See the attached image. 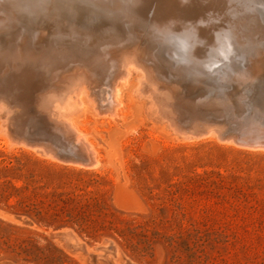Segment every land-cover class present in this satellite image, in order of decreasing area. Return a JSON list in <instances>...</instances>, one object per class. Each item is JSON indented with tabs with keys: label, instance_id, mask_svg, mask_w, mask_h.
<instances>
[{
	"label": "rangeland",
	"instance_id": "374dc122",
	"mask_svg": "<svg viewBox=\"0 0 264 264\" xmlns=\"http://www.w3.org/2000/svg\"><path fill=\"white\" fill-rule=\"evenodd\" d=\"M44 1L43 12L26 11L15 19L17 32L6 41V53L0 56V69L3 61L11 63L8 75L0 76L3 86L21 83L23 73L48 84L39 61L53 48L63 54V44L70 46L67 52L76 49L80 53L85 48L91 54L101 45L111 50L115 44L137 40L165 59H173L169 53H174L173 60L186 65L181 72L188 79L204 65H246L264 58V0ZM43 18L49 37L46 34L38 40L35 26L44 25ZM54 40L59 43L54 45ZM257 48L260 59L255 58ZM23 57L26 63L19 65ZM135 81L137 75L132 74L121 86L123 105L113 118L97 113L87 95L81 104L64 110L66 116L58 114L72 119L87 135L98 158L95 166H81L75 163L80 160L62 157L46 144L16 137L15 120L29 113H23L9 97V107L16 110L0 116V150L13 155L28 152L45 159L46 165L93 172L95 182L89 188L104 192L114 207L139 214L137 221L146 222L149 236L151 231L159 233L152 239V255L135 254L110 237L94 240L69 229H45L1 212L0 218L24 226L40 239H51L70 256L72 264H264V149L236 146L215 132L190 133L191 138L174 133L150 108L148 98L135 96L131 89ZM185 87L182 99L187 98L184 103L191 108L189 86ZM33 102L40 104L42 99L36 97ZM187 124L189 134L195 123ZM168 189L175 190L174 199L182 211L175 210L167 198ZM139 238L133 236L132 242L136 244ZM0 264L19 263L0 259Z\"/></svg>",
	"mask_w": 264,
	"mask_h": 264
},
{
	"label": "bare ground",
	"instance_id": "6f19581e",
	"mask_svg": "<svg viewBox=\"0 0 264 264\" xmlns=\"http://www.w3.org/2000/svg\"><path fill=\"white\" fill-rule=\"evenodd\" d=\"M45 3L46 2L44 0H0V56H3L6 53V51L4 50L6 41L9 38H12L13 34L17 32L16 29L18 25H15V21L19 17H22L21 14L26 11L28 14L30 12H34L35 14L43 12L42 6ZM43 19L45 20L44 25L40 27L38 24H36L37 26H35V28H38L39 31L35 32V30L32 28L34 30L32 32L36 33V36H34L35 38H38V40H40V36L46 34L49 37L47 31H50V29H45L46 23L48 22L45 18ZM238 21L239 20L237 19V23ZM241 22L243 23V21ZM19 24L21 23L19 22ZM27 27L24 28L27 29ZM130 29H132V27ZM137 31L138 30H136V32ZM27 34L28 33L25 32V35ZM135 34H132V36H137V33ZM25 35H23V37ZM122 35L123 34H121V36ZM56 43L58 44L59 41L57 40V42L55 41V44H52L56 45ZM24 45H22L21 48ZM115 45L111 50L106 46L101 45L96 51H93L91 54L90 51H85V48L80 53L74 52V50L76 49H72L73 52H67L70 46H67L65 44H63L62 49H60V51H63V54L55 51L54 48L51 49L50 47L51 50H49L48 47H46L49 51H44L45 53L43 55L46 56L39 62L41 65V69L44 71L46 70V78L48 79L49 83L46 84L45 82H42L37 78H35L36 80H30L29 75H27L26 73L22 74L20 78L21 83L15 84L14 86H3L2 83H0V116H7V114L9 115L13 110H16L14 108L12 110L9 107L8 102L6 101L7 97H9V100L11 99L13 102H17V105H19L22 112H26V114L30 111L31 106L36 111H43V109L46 108V120L54 125L61 126V128H63L69 134L70 138L73 140L72 143L75 145V147H77L81 151L80 155L85 161H80L81 163H75L80 164L81 166H88L89 164L94 165L98 163V158L91 145V142L86 137L87 135L76 124H74L72 119H70L69 117L59 118V113L64 114V110L68 109L76 102L81 104L83 98L82 96L87 95L91 105L94 107L97 113L113 118L117 115L118 111L122 109L121 107L123 105V102L121 97V86L129 80V77L132 74H136L137 81H135L133 87H131V89H133V91L135 92V96L148 98L147 103L150 104V108H154V111L160 114V118L165 121L166 126L169 127L174 133H181L184 135H190V133H193L192 135L194 136H200L203 134L208 135V133L210 132H215L217 134V132L215 131L216 127L207 126L206 129L203 130L198 127V123L192 125V129L190 128L191 130H188L189 134L185 130L187 128V122H189V117L191 115V108L186 105L187 103H184V100H186L187 98L184 100L182 99V96H184L183 93L185 92V89L183 88L185 86L183 85L184 83L187 84L186 87L189 86V88H187L186 91H189L190 79H188V77H186V75L181 72V70L186 67L183 61L179 58H177L179 59L177 61L173 60L176 56L174 53H169L173 55V59H170L169 57L165 59L166 56L149 51L145 46L140 45L137 40H132L125 43L123 42L121 44ZM19 47L20 46L16 48L19 50ZM258 48L255 51L256 59H260V57L257 56ZM262 49L263 48H261V50ZM11 53L13 54V52ZM18 53H20V50ZM23 58V63H20L19 65H23L24 63H26V57ZM221 58L224 57H219V59ZM163 59H165V61ZM10 64L11 63H9V60L3 61L1 63L2 68L0 69V76L3 75L4 77H6L8 75L9 71L11 70ZM256 64L264 65V58L261 59V63ZM213 65L217 66L218 64ZM205 66L206 65H204V67ZM200 68L201 67H199V69ZM32 94H35V98L37 97L38 99H42V103L34 104V102H32V104L30 105L28 97ZM179 111H181L182 114H179ZM178 114L181 115V118L178 116ZM64 116H66V114H64ZM19 120L20 119H17L18 123L20 122ZM192 135L187 138H191ZM218 137L221 138L219 135ZM17 140L16 142L19 141ZM225 140L230 141L234 145L239 147L250 149H264L263 145H243L235 142L232 139ZM20 142L24 143L23 141ZM0 212L2 215L11 216L13 218L12 215L4 214L1 210Z\"/></svg>",
	"mask_w": 264,
	"mask_h": 264
},
{
	"label": "trees",
	"instance_id": "16d2710c",
	"mask_svg": "<svg viewBox=\"0 0 264 264\" xmlns=\"http://www.w3.org/2000/svg\"><path fill=\"white\" fill-rule=\"evenodd\" d=\"M0 157V208L31 225L69 229L94 240L110 237L135 254L152 255V239L159 233L151 231L149 236L146 222L137 221L139 214L114 207L104 192L89 188L95 182L93 172L46 165L45 159L28 152L13 155L0 150ZM174 194L175 190H166L175 210L182 211ZM135 235L140 237L136 244L132 242ZM0 259L19 264H72L70 256L51 239H40L24 226L1 218Z\"/></svg>",
	"mask_w": 264,
	"mask_h": 264
},
{
	"label": "water",
	"instance_id": "95a60500",
	"mask_svg": "<svg viewBox=\"0 0 264 264\" xmlns=\"http://www.w3.org/2000/svg\"><path fill=\"white\" fill-rule=\"evenodd\" d=\"M34 96L28 97L30 105ZM189 99L192 102L189 123H198L203 130L207 126L216 127L215 131L222 139H232L243 145L264 146L263 64L197 69L190 77ZM28 113L19 123L15 120L16 137L31 144H46L67 159L85 161L70 142L69 134L46 120V108L36 111L31 106ZM0 210L17 221L27 223L21 216L3 208Z\"/></svg>",
	"mask_w": 264,
	"mask_h": 264
}]
</instances>
